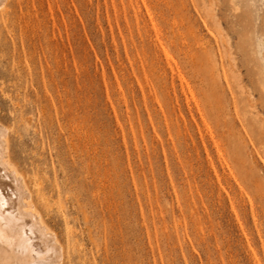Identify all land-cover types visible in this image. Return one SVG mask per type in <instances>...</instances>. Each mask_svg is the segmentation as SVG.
<instances>
[{
	"label": "rangeland",
	"instance_id": "rangeland-1",
	"mask_svg": "<svg viewBox=\"0 0 264 264\" xmlns=\"http://www.w3.org/2000/svg\"><path fill=\"white\" fill-rule=\"evenodd\" d=\"M12 1L0 124L64 263L264 264V0Z\"/></svg>",
	"mask_w": 264,
	"mask_h": 264
},
{
	"label": "bare ground",
	"instance_id": "bare-ground-1",
	"mask_svg": "<svg viewBox=\"0 0 264 264\" xmlns=\"http://www.w3.org/2000/svg\"><path fill=\"white\" fill-rule=\"evenodd\" d=\"M4 1L0 0V6ZM8 3L9 7L11 3ZM16 10L15 8V12ZM13 16L15 14L11 17ZM7 130L0 124V264H68L69 261H63L64 250L56 233L48 228L45 218L34 204L37 191L31 188L35 192L33 199L24 175L11 162ZM42 201L44 200L41 199L40 202ZM41 207H44L43 204ZM66 253L64 254L67 255Z\"/></svg>",
	"mask_w": 264,
	"mask_h": 264
}]
</instances>
